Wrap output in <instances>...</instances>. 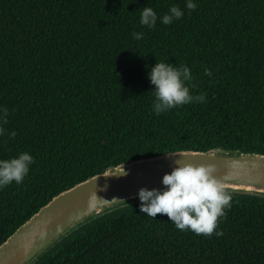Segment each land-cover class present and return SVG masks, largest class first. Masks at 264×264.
<instances>
[{"label": "trees", "instance_id": "obj_1", "mask_svg": "<svg viewBox=\"0 0 264 264\" xmlns=\"http://www.w3.org/2000/svg\"><path fill=\"white\" fill-rule=\"evenodd\" d=\"M0 0V159L34 156L0 189V244L60 192L134 160L182 150L264 154V0ZM133 32H143L141 40ZM186 64L206 103L156 115L148 71ZM208 67L212 76L204 74ZM223 235L180 231L140 201L74 228L32 264H264V194L232 190Z\"/></svg>", "mask_w": 264, "mask_h": 264}, {"label": "clouds", "instance_id": "obj_2", "mask_svg": "<svg viewBox=\"0 0 264 264\" xmlns=\"http://www.w3.org/2000/svg\"><path fill=\"white\" fill-rule=\"evenodd\" d=\"M197 7L198 3L194 0H185L183 9L173 4L162 17H158L156 11L146 5L140 12V24L154 29L159 19L163 25H171L184 17L185 10L191 12ZM143 36V32L132 33L133 39L137 41ZM203 71L205 75L212 76L208 67H204ZM147 75L150 84L154 86L151 91L154 97L152 110L156 115L183 105L206 103L205 94L192 93L191 82L194 77L186 64L160 60L151 66ZM8 117V109L0 107V137L15 138L17 132L4 127L8 123ZM34 163V156L28 151L0 159V189L13 182L22 184ZM215 173V168L209 165L177 162L170 172L162 175V187L144 186L138 189L135 198L140 201V211L153 219L158 213L166 214L180 231L191 230L204 236H211L214 232L216 236L223 235L218 222L220 218L226 217L227 210L231 208L233 193ZM117 174L126 176L128 173L123 167L114 174L103 176ZM91 199L93 202L103 200L98 198L97 191H93Z\"/></svg>", "mask_w": 264, "mask_h": 264}, {"label": "water", "instance_id": "obj_3", "mask_svg": "<svg viewBox=\"0 0 264 264\" xmlns=\"http://www.w3.org/2000/svg\"><path fill=\"white\" fill-rule=\"evenodd\" d=\"M177 162L209 165L229 189L264 194V154L182 150L134 160L97 173L53 197L0 244V264H32L74 228L138 200L135 193L140 187H162V175ZM123 167L126 176H103ZM93 191L103 200L93 202Z\"/></svg>", "mask_w": 264, "mask_h": 264}]
</instances>
